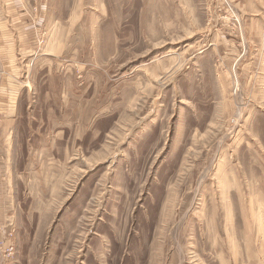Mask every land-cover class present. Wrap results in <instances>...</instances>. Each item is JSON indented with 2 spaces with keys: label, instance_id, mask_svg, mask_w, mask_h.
<instances>
[{
  "label": "rangeland",
  "instance_id": "rangeland-1",
  "mask_svg": "<svg viewBox=\"0 0 264 264\" xmlns=\"http://www.w3.org/2000/svg\"><path fill=\"white\" fill-rule=\"evenodd\" d=\"M0 58V264H264V0H0Z\"/></svg>",
  "mask_w": 264,
  "mask_h": 264
},
{
  "label": "crops",
  "instance_id": "crops-1",
  "mask_svg": "<svg viewBox=\"0 0 264 264\" xmlns=\"http://www.w3.org/2000/svg\"><path fill=\"white\" fill-rule=\"evenodd\" d=\"M1 59V58H0ZM1 71V70H0Z\"/></svg>",
  "mask_w": 264,
  "mask_h": 264
},
{
  "label": "bare ground",
  "instance_id": "bare-ground-1",
  "mask_svg": "<svg viewBox=\"0 0 264 264\" xmlns=\"http://www.w3.org/2000/svg\"><path fill=\"white\" fill-rule=\"evenodd\" d=\"M239 122V121H238Z\"/></svg>",
  "mask_w": 264,
  "mask_h": 264
}]
</instances>
